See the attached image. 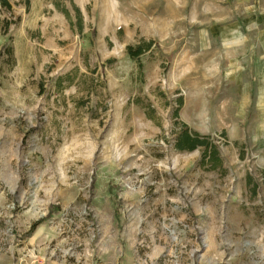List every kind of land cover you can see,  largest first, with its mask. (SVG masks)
Instances as JSON below:
<instances>
[{
    "label": "rangeland",
    "instance_id": "rangeland-1",
    "mask_svg": "<svg viewBox=\"0 0 264 264\" xmlns=\"http://www.w3.org/2000/svg\"><path fill=\"white\" fill-rule=\"evenodd\" d=\"M8 2L0 264H264V0Z\"/></svg>",
    "mask_w": 264,
    "mask_h": 264
},
{
    "label": "trees",
    "instance_id": "trees-1",
    "mask_svg": "<svg viewBox=\"0 0 264 264\" xmlns=\"http://www.w3.org/2000/svg\"><path fill=\"white\" fill-rule=\"evenodd\" d=\"M4 8L7 11H11V5L8 2V0H0V8ZM8 26V24L6 25ZM149 44L145 46H138L137 48L128 47L127 52L130 57V59L133 62H136L139 64V59L142 56V54L149 50ZM176 117L178 113L176 112ZM174 148L177 151H194L197 148H204L205 152H211L210 150L212 147L209 144V137L208 136H199L196 133H193L189 130L188 126L183 124L182 127L179 129V132L176 135ZM213 150V149H212ZM213 155H216L215 149L212 151ZM36 228V225H33L30 229L28 234H31Z\"/></svg>",
    "mask_w": 264,
    "mask_h": 264
}]
</instances>
